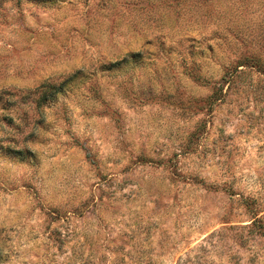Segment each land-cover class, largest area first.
I'll use <instances>...</instances> for the list:
<instances>
[{"label": "rangeland", "instance_id": "374dc122", "mask_svg": "<svg viewBox=\"0 0 264 264\" xmlns=\"http://www.w3.org/2000/svg\"><path fill=\"white\" fill-rule=\"evenodd\" d=\"M0 264H264V0H0Z\"/></svg>", "mask_w": 264, "mask_h": 264}]
</instances>
